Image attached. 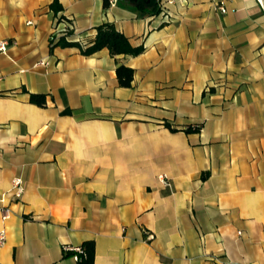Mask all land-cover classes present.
Segmentation results:
<instances>
[{"label": "crops", "instance_id": "obj_1", "mask_svg": "<svg viewBox=\"0 0 264 264\" xmlns=\"http://www.w3.org/2000/svg\"><path fill=\"white\" fill-rule=\"evenodd\" d=\"M52 1L0 0V264H78L64 246L88 240L93 264H264V6L174 0L162 23L161 0ZM59 17L71 40L111 22L144 51L50 49Z\"/></svg>", "mask_w": 264, "mask_h": 264}, {"label": "trees", "instance_id": "obj_2", "mask_svg": "<svg viewBox=\"0 0 264 264\" xmlns=\"http://www.w3.org/2000/svg\"><path fill=\"white\" fill-rule=\"evenodd\" d=\"M104 7L109 6L108 0H103ZM49 7L57 13L59 10L62 9V5L60 4L59 0H53ZM157 7L153 9V12L156 13ZM60 20H64L69 24H72V20L68 17H59L57 19V24ZM57 26V25H56ZM96 34L95 38L92 43L88 45L82 44L80 41H74L70 38L74 34V31L67 28L64 31V34L60 35L54 42L50 43V49H53L56 46L62 47H77L80 50V53L83 55H91L102 48H107L110 55L112 56H119V55H132L136 56L144 51V47L140 46H133L129 39L120 32L116 26L111 22H104L95 27ZM116 78L118 85L121 87H130L133 76H134V69L126 66L125 64H118L115 69ZM24 92L29 94V101L34 103L38 106H45L46 105V95L45 94H38V93H31L28 92L25 88L22 89ZM70 109H65L61 112V114H70ZM167 127H169L172 131L176 129L171 127L168 123H165ZM199 126L194 129L189 125L186 127V132H193L198 131ZM83 247V253L79 255L78 264H93L95 259V245L94 241L88 240L81 244ZM66 255H72L71 252H67Z\"/></svg>", "mask_w": 264, "mask_h": 264}, {"label": "built area", "instance_id": "obj_3", "mask_svg": "<svg viewBox=\"0 0 264 264\" xmlns=\"http://www.w3.org/2000/svg\"><path fill=\"white\" fill-rule=\"evenodd\" d=\"M226 0H220L217 2L216 6L218 10L221 13H226L227 8L225 6ZM259 3L264 6V0H258ZM174 2V0H161L159 4V9L157 12V16L160 18L162 23H169L173 20L172 13L169 9V6ZM108 3L110 6H114L116 4V0H108ZM70 19V18H69ZM69 28L73 31H75L74 24H69L64 21L60 20L57 24V26L53 29L52 33L49 36V42H54L60 35L64 34V31ZM11 41L9 39H1L0 40V54H6L8 47L10 46ZM47 62L45 60H39L34 64V67H40V66H46ZM192 128L196 129L198 127L197 124H192ZM158 178L164 181L167 185H169V181L164 174L158 175ZM25 187H24V181L20 176L13 177L11 181V188L10 192L14 199L20 200L22 198V195L24 193ZM1 211V218L2 220L7 219L11 211L8 207H2L0 208ZM147 234V233H146ZM148 237H151L152 235L147 234ZM6 239V232L4 230H0V245H2L5 242ZM64 252H71L72 256L76 261L79 259V255L83 253V247L82 245H65L64 246Z\"/></svg>", "mask_w": 264, "mask_h": 264}]
</instances>
